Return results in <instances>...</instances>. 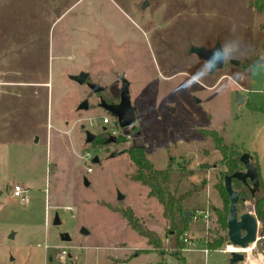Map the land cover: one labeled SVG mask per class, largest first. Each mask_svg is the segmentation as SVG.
Returning a JSON list of instances; mask_svg holds the SVG:
<instances>
[{
	"label": "rangeland",
	"instance_id": "374dc122",
	"mask_svg": "<svg viewBox=\"0 0 264 264\" xmlns=\"http://www.w3.org/2000/svg\"><path fill=\"white\" fill-rule=\"evenodd\" d=\"M144 1L0 0V264H229L224 245L204 251L218 226L216 209L226 204L219 187L227 170L204 130L218 133L228 157H252L264 197V64L238 66L264 57V13L250 0ZM236 37L250 54L195 84L191 76L205 60L192 46ZM80 71L104 90L69 78ZM121 76L136 107L128 127L98 104L100 96L120 101ZM84 99L89 109L79 110ZM86 130L99 141L87 142ZM130 146L170 169L169 187L183 195V209L210 210L209 227L203 217L190 220L181 258L173 256L162 205L134 178ZM15 185L27 189V203L13 196ZM245 198L238 214L257 217L255 201ZM128 208L156 231L159 249L128 224ZM257 219L259 239L244 253L264 257ZM64 232L70 241L60 239ZM63 249L68 254L60 257Z\"/></svg>",
	"mask_w": 264,
	"mask_h": 264
},
{
	"label": "trees",
	"instance_id": "16d2710c",
	"mask_svg": "<svg viewBox=\"0 0 264 264\" xmlns=\"http://www.w3.org/2000/svg\"><path fill=\"white\" fill-rule=\"evenodd\" d=\"M249 5L257 12L264 13V0H250ZM261 28L264 30V21L261 23ZM258 64H261L259 63V60L250 59L240 62L238 66L245 71H249L251 67ZM204 132L214 138L215 148L219 150L222 155V160L227 168L223 178L225 179L226 175H232L233 173L240 171V159L238 157H228V145L218 133L214 130H204ZM126 152L136 166L134 175L135 180L141 182L143 185H148L151 189L150 194L156 197L162 205L164 217L170 228V246L177 250L174 252L173 256L181 258L183 256L181 250L187 246L184 238L189 228L191 218L186 217L185 213L187 210L182 207L183 195L177 197L170 190V169H158L155 167L142 147L130 146ZM232 183L233 187L234 184H241L245 189L237 190L239 192V198L246 197L245 199L255 201V211L257 217L262 223L260 234L264 237V197L257 192L252 194L250 188L239 179L234 178ZM219 189L226 199V204L223 208L216 209L217 229H215L214 232H209V235L205 237L204 244L210 250L221 248L222 245L229 243L227 235V218L229 215L230 198L224 185H220ZM123 215L128 224L142 235L147 240L148 244L155 249H159L162 246V241L156 231L149 229L143 220L134 214L131 208L125 210ZM262 246L264 249V243ZM160 253L163 254V252Z\"/></svg>",
	"mask_w": 264,
	"mask_h": 264
},
{
	"label": "water",
	"instance_id": "95a60500",
	"mask_svg": "<svg viewBox=\"0 0 264 264\" xmlns=\"http://www.w3.org/2000/svg\"><path fill=\"white\" fill-rule=\"evenodd\" d=\"M148 4V1L145 0L143 7ZM221 43H216L213 47L206 46H192L190 52L196 54L200 59L207 60L212 52L219 48ZM224 64H222L219 69H222ZM217 71V70H216ZM215 71V72H216ZM89 72L88 71H80L78 74H71L69 78L76 81L79 84H86L94 93H100L104 90V86L89 81ZM121 91H120V101L116 104H108L104 99H101L100 105L109 111L112 115L117 117L118 124L120 127H128L136 122V107L132 105L131 97H130V82L124 77H121ZM238 104H243L245 101V96L241 93H237ZM79 110H87L89 109V100L84 99L78 106ZM84 128V126H83ZM86 141L92 142L95 138V134L90 130H86ZM116 137L111 136L108 138L107 142H115ZM95 161L98 160L96 157ZM240 161L245 166V171H237L232 175H226L224 179V186L230 198L229 203V215L227 218V235L228 241L234 245L235 247L246 248L249 246L256 245L258 237V229H259V221L257 217L251 212L247 211L242 214H238L237 203L239 200V192L235 190L233 187V179L241 180L245 185H247L252 194H255L260 185L259 175L257 172V166L252 161V157L248 153H244L240 157ZM252 185H250V183ZM85 183L89 185V181L85 179ZM3 194V191L0 190V196ZM124 195L122 193H118V199H123ZM186 217L190 218L191 211H186ZM54 224H59V216L55 215ZM82 232L87 233L85 229H82ZM15 232L12 231L9 234V238H14ZM60 239L62 241H70L71 237L67 232L60 234ZM247 256L242 252H232L229 258V264H239L245 262ZM50 260L52 258L50 257Z\"/></svg>",
	"mask_w": 264,
	"mask_h": 264
},
{
	"label": "clouds",
	"instance_id": "9594fccd",
	"mask_svg": "<svg viewBox=\"0 0 264 264\" xmlns=\"http://www.w3.org/2000/svg\"><path fill=\"white\" fill-rule=\"evenodd\" d=\"M249 54L250 48L244 44L242 38L228 39L212 52V55L205 60L203 66L192 74L191 79L195 84L203 85L208 77L213 75L222 64L247 57ZM259 63L264 64V57H260ZM240 75L237 74V77ZM237 77L232 79L235 80Z\"/></svg>",
	"mask_w": 264,
	"mask_h": 264
},
{
	"label": "built area",
	"instance_id": "2783aa9c",
	"mask_svg": "<svg viewBox=\"0 0 264 264\" xmlns=\"http://www.w3.org/2000/svg\"><path fill=\"white\" fill-rule=\"evenodd\" d=\"M13 196L19 198L20 200H22V201L25 202V203H27V202L29 201V197H28V195H27V189H26L25 187H23L22 185H15V186H14V189H13ZM202 217H203V219H204V221H205L206 226L209 227V223H210L211 219H210V210H209L208 208H204V209H199V210L193 211V212L191 213V216H190L191 220H193V221H198V222L202 219ZM184 241H185V243H186L187 246H188V244H189V240H188V238L185 237V238H184ZM234 247H235V246L232 245V244L229 242V243H226V244L223 246V248L220 249V251H222L223 253L229 254V255H230L232 252H240V251L237 250L239 247H235L236 250H233ZM188 249H189V248H188ZM204 251H205L206 253H208V252H209V249L206 248ZM242 253H243V252H242ZM67 254H68V251H67L66 249H63V250H61V252H60V257H64V256L67 255ZM247 258H248V256H247ZM247 258H246V259H247Z\"/></svg>",
	"mask_w": 264,
	"mask_h": 264
},
{
	"label": "bare ground",
	"instance_id": "6f19581e",
	"mask_svg": "<svg viewBox=\"0 0 264 264\" xmlns=\"http://www.w3.org/2000/svg\"><path fill=\"white\" fill-rule=\"evenodd\" d=\"M249 247L246 248L239 247L237 250L244 253V251ZM233 250H236V248L234 247ZM247 256L248 258L246 259V264H264V257L262 254H259L257 257H252V255L250 254H247Z\"/></svg>",
	"mask_w": 264,
	"mask_h": 264
},
{
	"label": "flooded vegetation",
	"instance_id": "af4514ba",
	"mask_svg": "<svg viewBox=\"0 0 264 264\" xmlns=\"http://www.w3.org/2000/svg\"><path fill=\"white\" fill-rule=\"evenodd\" d=\"M121 77H122V76H121ZM121 86H122V82H121ZM101 99H104V98L100 96V103H101ZM104 100H105V99H104ZM105 102L108 103V104H116V103H110V102H107L106 100H105ZM100 103H98V104L100 105ZM100 107H102V106L100 105ZM102 108H103V107H102ZM109 137H111V136H109ZM109 137H108V138H109ZM94 140H95V141H96V140L99 141V137H98V136H95ZM107 140H108V139H107ZM104 141H105V140H104Z\"/></svg>",
	"mask_w": 264,
	"mask_h": 264
},
{
	"label": "crops",
	"instance_id": "0c3cea01",
	"mask_svg": "<svg viewBox=\"0 0 264 264\" xmlns=\"http://www.w3.org/2000/svg\"><path fill=\"white\" fill-rule=\"evenodd\" d=\"M192 213V212H191ZM205 241H203V243H204ZM210 250V249H209Z\"/></svg>",
	"mask_w": 264,
	"mask_h": 264
}]
</instances>
